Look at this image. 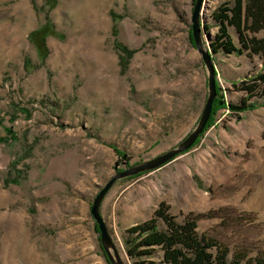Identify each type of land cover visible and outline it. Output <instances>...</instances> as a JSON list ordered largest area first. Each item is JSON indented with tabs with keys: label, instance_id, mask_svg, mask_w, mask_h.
<instances>
[{
	"label": "rangeland",
	"instance_id": "374dc122",
	"mask_svg": "<svg viewBox=\"0 0 264 264\" xmlns=\"http://www.w3.org/2000/svg\"><path fill=\"white\" fill-rule=\"evenodd\" d=\"M45 1L0 0V264H110L90 213L95 195L116 172L176 146L206 101L194 0H55L50 10ZM225 1L202 2L208 49L211 13ZM46 16L61 36L46 38L41 60L27 35ZM210 55L215 108L196 142L159 168L118 179L101 201L124 264L161 258L160 249L129 252L127 232L160 201L177 221L191 214L228 259L264 258V95L241 112L227 106L245 96L231 82L264 72V63Z\"/></svg>",
	"mask_w": 264,
	"mask_h": 264
},
{
	"label": "trees",
	"instance_id": "16d2710c",
	"mask_svg": "<svg viewBox=\"0 0 264 264\" xmlns=\"http://www.w3.org/2000/svg\"><path fill=\"white\" fill-rule=\"evenodd\" d=\"M45 4L50 10L55 6V0H46ZM211 16L216 22V32L209 43L211 53L245 54L249 59L251 55H258L264 63V35L257 36L258 32L264 31V0L225 1L212 11ZM203 27L208 30L206 25ZM229 27L237 34L238 45L234 43ZM49 36L61 35L54 30L48 16L27 35L41 60L47 55L46 38ZM117 46L122 47L120 44ZM24 66L27 71L34 68L28 58H25ZM231 85L243 91L245 96L238 103H228L227 106L234 112L244 111L252 106L248 99L264 95V72L231 82ZM215 100L205 128L215 108ZM3 141L4 138L0 136V142ZM159 220L163 223L162 228L158 227ZM127 232L133 235L129 252L134 255L150 256L157 249L161 250L158 262L150 259L144 264H264V258L257 259L255 263H241L244 255L239 253L228 259L229 250L225 246L198 233L191 214L177 221L175 216L168 213V206L163 201L158 203L149 219L129 226Z\"/></svg>",
	"mask_w": 264,
	"mask_h": 264
},
{
	"label": "water",
	"instance_id": "95a60500",
	"mask_svg": "<svg viewBox=\"0 0 264 264\" xmlns=\"http://www.w3.org/2000/svg\"><path fill=\"white\" fill-rule=\"evenodd\" d=\"M202 2L203 0H194V6L191 17V21H192L191 34L194 41V45L197 51L200 53L203 64L207 71L208 93L203 110L200 114V117L196 125L176 146L170 148L169 150L149 160L131 165L122 171L116 172L105 183V185L101 187V189L98 191V193L95 195L92 201V205L90 207V213L97 224L100 243L104 250L105 256L110 264H124V263L119 257L115 244L112 241V238L107 230L106 224L99 212L101 201L104 195L106 194L107 190L118 179L126 178L143 171H150L159 168L165 163L171 161L177 155L187 151L195 143V141L200 136V134L203 132L206 123L209 119V116L211 114L213 100L216 96L215 68L210 55L211 50L205 47V43L203 40V33H202L203 30L201 29L200 20H199V13Z\"/></svg>",
	"mask_w": 264,
	"mask_h": 264
}]
</instances>
